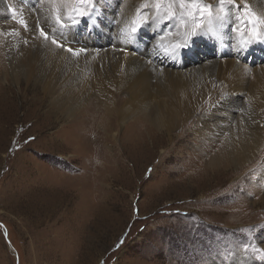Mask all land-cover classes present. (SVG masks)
<instances>
[{
  "label": "rangeland",
  "instance_id": "obj_1",
  "mask_svg": "<svg viewBox=\"0 0 264 264\" xmlns=\"http://www.w3.org/2000/svg\"><path fill=\"white\" fill-rule=\"evenodd\" d=\"M44 1L52 4V15L59 9L63 21H78L79 38L97 21L92 41L102 43L106 19L77 15L75 10L88 8L79 0H5L0 23L18 26L13 7L33 10ZM94 2H102L101 10L112 6L111 0ZM164 7L159 15L172 26L175 18L165 19ZM209 39L192 38L190 45L210 43L215 50ZM7 82L9 98L0 106V264H240L236 252L245 244V259H255L253 249L264 242V205L256 201L252 207L251 189L260 187L255 173L242 181L240 171L222 186L223 175L190 162L197 145L190 128L182 141L178 127L168 137L151 126V139L138 148L99 147L93 112L79 118L75 132H61L68 118L48 112L39 88ZM136 115L119 124L115 142Z\"/></svg>",
  "mask_w": 264,
  "mask_h": 264
},
{
  "label": "bare ground",
  "instance_id": "obj_2",
  "mask_svg": "<svg viewBox=\"0 0 264 264\" xmlns=\"http://www.w3.org/2000/svg\"><path fill=\"white\" fill-rule=\"evenodd\" d=\"M111 1L112 6L104 10L100 9L102 2L91 10L106 19L102 31L107 35L100 33L101 44L92 41L97 36V21L91 22L84 37L79 38L78 22L73 24L66 17L67 27H60L50 1L35 2L31 7L37 8L33 10L13 7L18 26L0 23V78L5 80H0V106L9 98L7 80L39 88L41 97L49 101L48 112L68 118V123L58 128L61 132H75L79 118L93 112L99 147L138 148L151 139V126L168 131V137L178 127L182 132L178 141H182L190 128L188 131L197 138L190 162H204L213 175H223L222 186L240 171H245L238 177L242 181L250 172L255 173L260 187L251 189L256 195L252 207L256 201L264 205V39L255 43L253 25L248 23L252 13L264 17V0H237V5L247 4L248 8L228 5L226 19L209 23L205 18L196 36L191 30L200 19L198 13L195 19L181 18L177 9L172 26H166L161 15L149 9L148 17L155 18H149L130 42L124 33L135 27L132 21L141 0ZM208 3L215 5L217 0ZM30 4L27 1L25 5ZM5 7V0H0V11ZM21 20L26 21L27 28ZM38 21L43 22L47 40L37 29ZM178 26H184L183 30ZM256 27L264 32V25ZM56 34L66 47L82 49L80 54L73 55L66 47L51 43ZM203 36L211 37L215 50L210 43L190 45L192 38ZM185 42L190 45L186 50L180 47ZM134 114L137 118L124 125L120 140L115 142L112 134L116 128ZM260 246L264 249V242ZM244 254L236 252L239 263L254 264L255 259L246 260Z\"/></svg>",
  "mask_w": 264,
  "mask_h": 264
},
{
  "label": "snow or ice",
  "instance_id": "obj_3",
  "mask_svg": "<svg viewBox=\"0 0 264 264\" xmlns=\"http://www.w3.org/2000/svg\"><path fill=\"white\" fill-rule=\"evenodd\" d=\"M80 3L87 5L88 11H77V15L83 17L88 16L91 14V10L95 8V2L94 0H79ZM228 5H232L233 7H239L247 9V4H240L237 5V0H217V3L214 5L212 3H204L203 0H144V2L135 9L136 11V18L133 19L132 23L135 25V27L131 28V31L128 33H124V35L127 38V41L130 42L132 36L139 30L140 27L143 26V24L148 22L149 18H155L148 17L147 10L149 9H155L156 14L161 13L162 6H165L163 11L166 13L164 15L165 19H173L176 18L178 15L177 9H179V15L181 18L184 16H189L193 19L196 18V14H199L200 21L196 24V26L193 28L191 35L198 34V29H201L203 26V22L205 18L208 19L209 23H211L213 20H224L228 16V11L226 10ZM217 8L218 11H214L213 9ZM252 18L248 21V23H251L253 25V31H252V38L253 39H264V32H261L257 30V25H264V17H257L254 13L251 14ZM54 19L57 24L60 25V27H67V25L63 21V17L60 14L59 9H54ZM236 19H239L237 17ZM78 21L75 19H72V23L75 24ZM21 23L24 25L25 28H27L26 21L21 20ZM122 33L124 30H121ZM40 35L47 40L48 39V33L41 28L40 29ZM250 42V41H249ZM51 43L57 45V47L65 48L66 46L58 41L57 39L53 38ZM187 42L185 44L180 45V47H186ZM67 52L72 53L73 55H79L81 50L73 49L71 46L66 47ZM119 247V245H117ZM249 248V245L245 244L242 246V251L247 253ZM253 253L255 254V259L258 261H264V249H253Z\"/></svg>",
  "mask_w": 264,
  "mask_h": 264
}]
</instances>
